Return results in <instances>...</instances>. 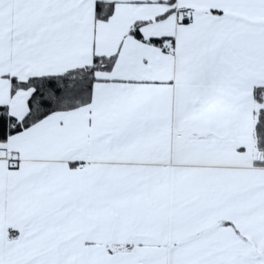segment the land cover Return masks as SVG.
Segmentation results:
<instances>
[{"label": "snow or ice", "instance_id": "obj_1", "mask_svg": "<svg viewBox=\"0 0 264 264\" xmlns=\"http://www.w3.org/2000/svg\"><path fill=\"white\" fill-rule=\"evenodd\" d=\"M0 264H264V0H0Z\"/></svg>", "mask_w": 264, "mask_h": 264}]
</instances>
